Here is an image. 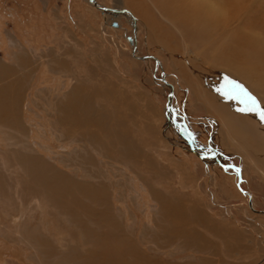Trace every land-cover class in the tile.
Returning <instances> with one entry per match:
<instances>
[{"label":"rangeland","instance_id":"rangeland-1","mask_svg":"<svg viewBox=\"0 0 264 264\" xmlns=\"http://www.w3.org/2000/svg\"><path fill=\"white\" fill-rule=\"evenodd\" d=\"M98 2L0 0V264H264V0Z\"/></svg>","mask_w":264,"mask_h":264},{"label":"bare ground","instance_id":"bare-ground-1","mask_svg":"<svg viewBox=\"0 0 264 264\" xmlns=\"http://www.w3.org/2000/svg\"><path fill=\"white\" fill-rule=\"evenodd\" d=\"M88 2L89 3H91L89 0H88ZM96 2L100 5V6H103V5H101L99 2H98V0H96ZM209 2H211V1H209ZM94 7H97L100 11H102L96 4H94V3H91ZM205 4V3H204ZM203 5V4H202ZM212 6V5H211ZM200 7H201V4H200ZM118 11H120V10H118ZM121 12V11H120ZM102 13L104 14V15H106L107 13H113L114 14V12L113 11H102ZM116 13V12H115ZM127 15V14H126ZM130 20H132V22L134 21V26H135V29H136V18H134V16H132V18L130 19ZM170 24V23H169ZM174 24V23H173ZM175 25V24H174ZM120 25H119V23H118V26H116V27H119ZM136 31H137V29H136ZM135 39L133 38V42H131V44L133 45V48H134V50H133V56L134 57H136V58H140L141 56L138 54V49H137V44H136V42H137V40H136V32H135ZM129 38V37H128ZM244 38V37H243ZM242 38V41L244 40ZM251 37H247V40H245L246 42L245 43H247L248 44V46H250L251 48H253V49H255L256 48V46L255 45H258L257 43V39H255L256 37H252L251 39H250ZM246 45V44H245ZM190 49V48H189ZM186 50V49H185ZM188 50V49H187ZM189 52V51H188ZM188 52H186V53H188ZM194 54V53H193ZM263 54V53H262ZM196 58V57H195ZM263 58V57H262ZM261 61H263L262 59H261ZM261 61H259L260 63H262ZM258 63V62H257ZM230 73V72H229ZM218 85V84H217ZM255 93V92H254ZM232 167H233V165H231ZM238 169V170H237ZM237 171H240L241 172V169L239 168V167H237ZM242 174V173H241ZM242 181V180H241ZM249 195V197H251V194L249 193L248 194ZM255 212H258V213H260V211L259 210H256L255 208H254V206H253V202H252V207H251ZM261 213H263V212H261Z\"/></svg>","mask_w":264,"mask_h":264},{"label":"water","instance_id":"water-1","mask_svg":"<svg viewBox=\"0 0 264 264\" xmlns=\"http://www.w3.org/2000/svg\"><path fill=\"white\" fill-rule=\"evenodd\" d=\"M91 3H94V4H96L102 11H113V12H118V10H116V9H114V8H108V7H105V6H100L97 2H96V0H89ZM113 25L114 26H118V23L117 22H114L113 23ZM129 40L131 41V42H133V38L132 37H129ZM147 57V56H146ZM141 58V57H140ZM142 58H145V56L144 57H142ZM238 173H239V176H240V179L242 178L241 177V172L240 171H238ZM250 206L252 207V201H251V199H250ZM260 212H262V211H260Z\"/></svg>","mask_w":264,"mask_h":264},{"label":"snow or ice","instance_id":"snow-or-ice-1","mask_svg":"<svg viewBox=\"0 0 264 264\" xmlns=\"http://www.w3.org/2000/svg\"><path fill=\"white\" fill-rule=\"evenodd\" d=\"M249 99L251 100L252 105L255 106V105H256L255 97H251V96H249ZM248 110H249V111H252L253 108H249ZM261 118L264 119V115H262Z\"/></svg>","mask_w":264,"mask_h":264}]
</instances>
